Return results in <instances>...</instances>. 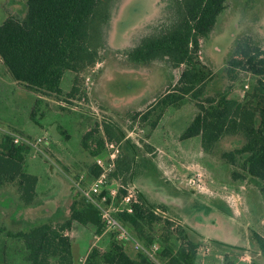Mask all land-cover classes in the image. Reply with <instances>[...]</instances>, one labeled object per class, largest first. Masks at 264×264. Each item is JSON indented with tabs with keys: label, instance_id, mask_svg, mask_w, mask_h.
Listing matches in <instances>:
<instances>
[{
	"label": "rangeland",
	"instance_id": "obj_1",
	"mask_svg": "<svg viewBox=\"0 0 264 264\" xmlns=\"http://www.w3.org/2000/svg\"><path fill=\"white\" fill-rule=\"evenodd\" d=\"M23 10L25 0H0V23L9 13L21 14ZM175 13L168 0H102L89 38L94 63L78 76L80 91L75 98L65 95L75 79L70 71L62 76L61 95L39 99L3 74L0 64V128L28 138H43L40 152L33 150L27 157V171L37 176V205L29 212L19 211L11 188H0V225L11 231L27 230L44 220L59 221L68 215L72 193L76 192L70 186L86 185L91 179L87 168L94 158L81 146L82 135L105 120L127 127L134 113L145 111L177 85L183 66L173 69L166 60L136 66L126 56L140 39L166 31ZM246 41L264 49V0H227L209 37L199 41L196 57L215 75L205 94H216L230 85L229 95L238 98L250 89L254 81L250 73L241 71L239 79L231 83L224 72L232 59L241 56L234 52L229 60L230 53ZM194 110L191 101L180 109L169 108L152 132L135 122L131 130L136 136L131 141L140 147L141 141L152 147L151 152L140 153L152 165L127 180L129 186L150 201L168 207L161 221L167 218L174 227L186 225L198 235L200 264H249L252 260L263 263L251 233L264 237V197L252 183L227 184L228 173L219 167L216 158L201 152L199 137L179 140V133L189 124ZM234 143L228 137L220 144V150ZM58 149L66 155H57ZM77 177L80 181L75 180ZM191 180L196 183L190 184ZM115 184L113 178L111 185ZM26 221L35 222L28 226ZM67 234L72 240L75 264H81L80 259L90 248H105L92 227L74 224ZM0 242L5 247L3 259L7 264H24L20 253L15 252L17 245L13 240L2 237ZM104 242L107 244L106 239ZM237 243L244 248H232ZM127 244L130 254L137 252ZM245 255L247 260H242Z\"/></svg>",
	"mask_w": 264,
	"mask_h": 264
},
{
	"label": "trees",
	"instance_id": "obj_2",
	"mask_svg": "<svg viewBox=\"0 0 264 264\" xmlns=\"http://www.w3.org/2000/svg\"><path fill=\"white\" fill-rule=\"evenodd\" d=\"M101 1L25 0V10L21 14L9 13L0 23L2 73L40 99L61 95L62 76L70 71L75 79L65 95L78 97L77 78L89 71L94 63L95 53L89 38ZM172 1L176 13L169 28L143 38L126 56L131 61L145 64L166 60L173 69L184 65L177 85L155 99L145 111L134 113L125 128L113 120L96 123L82 135L81 146L95 158L104 152L105 140L122 141L111 177L120 178L124 185H129L141 168L152 165L140 154L151 152L152 147L143 141L140 147L130 139L124 140L126 134L135 122L152 132L169 108L180 109L191 101L195 112L189 118V124L180 131L179 140L199 137L201 152L216 158L219 167L228 173L227 184L252 183L264 197V49L246 41L229 55L231 60L234 52L241 53L224 68L231 83L239 79L241 71L250 73L254 79L241 97L229 95L230 85L216 94H205L215 75L196 60L198 41L208 37L226 9L227 0ZM228 137L235 143L220 150V144ZM29 154V147L15 145L10 136L0 135V188L10 187L19 211L28 212L37 205V176L27 171ZM98 173L93 161L87 168V175L92 178ZM71 188L73 192L75 188L72 185ZM72 194L69 214L59 221L47 219L27 230L14 231L0 225V240L2 237L13 240L17 245L15 252L20 253L24 264H75L72 241L67 232L76 224L92 227L94 235L100 236L105 225L92 203L77 191ZM136 195L138 203L133 206L132 213L117 214L126 229L146 247L158 244L157 256L161 264H200L198 235L186 225L174 227V222L167 218L161 221V215L168 207L150 201L140 191H136ZM34 222L26 221L25 224L29 226ZM104 238L107 241L105 249L90 248L83 264H156L140 251L130 254L127 242L119 239L116 233L108 232ZM251 239L264 259V237L253 231ZM233 246L240 250L244 248L238 243ZM3 248L0 245V263L7 264L3 259ZM249 264L264 262L252 260Z\"/></svg>",
	"mask_w": 264,
	"mask_h": 264
},
{
	"label": "built area",
	"instance_id": "obj_3",
	"mask_svg": "<svg viewBox=\"0 0 264 264\" xmlns=\"http://www.w3.org/2000/svg\"><path fill=\"white\" fill-rule=\"evenodd\" d=\"M2 134L10 136L12 143L15 145L24 144L29 147L30 153L33 150L34 153L36 151L40 152V144L43 142L42 137L35 139L28 138L11 130L0 128V135ZM135 136V131L130 130L126 134L124 140H134ZM121 142L116 143L105 140L104 152L94 158V164L99 169L98 175L92 177L86 185L72 183L76 191L98 209L101 220L105 225V231L102 235H100V237L104 236V234L108 232H114L117 234L119 239L130 243L136 251L144 253L156 264H161L157 256L159 245L155 243L149 247L144 246L117 218V214L119 213H132L133 206L138 203L136 190L133 186L124 185L120 178L116 179V184L114 186L111 185V181L113 180L111 174L115 170L116 159L121 151ZM75 180L80 181V178L77 177ZM199 180L200 179H197V181ZM195 183L196 180L190 181V184L192 185ZM120 190H122V192ZM98 249L101 251L100 247ZM85 257L80 259L81 264L84 263ZM247 258L248 256L245 255L242 257V260H247Z\"/></svg>",
	"mask_w": 264,
	"mask_h": 264
},
{
	"label": "flooded vegetation",
	"instance_id": "obj_4",
	"mask_svg": "<svg viewBox=\"0 0 264 264\" xmlns=\"http://www.w3.org/2000/svg\"><path fill=\"white\" fill-rule=\"evenodd\" d=\"M168 3H169V6H171V8H174V3H173V1L172 0H168ZM210 34V33H209ZM149 36H152V35H148V36H146V37H149ZM208 37H209V35H208ZM207 37V38H208ZM145 38V37H144ZM143 39V38H142ZM142 39H140V41L133 47V48H135L138 44H140V42L142 41ZM201 40V39H200ZM199 40V41H200ZM199 41H198V50H197V53L196 54H198V52H199V47H200V45H199ZM132 48V49H133ZM197 59V61H198V57H196ZM132 62H134V63H136L137 65L136 66H141V65H138V64H144L145 65V63H139V62H136V61H132ZM200 62V61H199ZM181 66H183L184 67V65H181ZM134 72H137V71H134Z\"/></svg>",
	"mask_w": 264,
	"mask_h": 264
},
{
	"label": "crops",
	"instance_id": "obj_5",
	"mask_svg": "<svg viewBox=\"0 0 264 264\" xmlns=\"http://www.w3.org/2000/svg\"><path fill=\"white\" fill-rule=\"evenodd\" d=\"M57 155H66L64 152H61V151H59V149H58V154ZM89 155V154H88ZM92 158V157H91ZM71 187V186H70ZM98 239H102V244H104L105 245V247H106V244H105V242L103 243V240H105L104 239V236H102V237H100V236H98L97 237ZM72 241V240H71ZM71 249H72V246H71ZM105 249V248H104ZM86 253V252H85ZM72 254H73V252H72ZM86 255V254H85ZM85 255H84V257H85Z\"/></svg>",
	"mask_w": 264,
	"mask_h": 264
}]
</instances>
